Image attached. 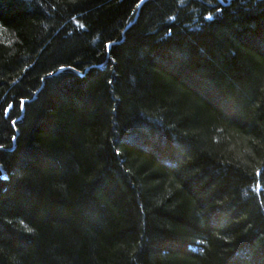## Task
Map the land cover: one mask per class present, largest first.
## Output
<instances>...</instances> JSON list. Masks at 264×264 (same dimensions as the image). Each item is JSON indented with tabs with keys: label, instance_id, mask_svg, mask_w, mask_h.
<instances>
[{
	"label": "trees",
	"instance_id": "obj_1",
	"mask_svg": "<svg viewBox=\"0 0 264 264\" xmlns=\"http://www.w3.org/2000/svg\"><path fill=\"white\" fill-rule=\"evenodd\" d=\"M0 264H264V0H0Z\"/></svg>",
	"mask_w": 264,
	"mask_h": 264
},
{
	"label": "snow or ice",
	"instance_id": "obj_2",
	"mask_svg": "<svg viewBox=\"0 0 264 264\" xmlns=\"http://www.w3.org/2000/svg\"><path fill=\"white\" fill-rule=\"evenodd\" d=\"M23 103V102H22Z\"/></svg>",
	"mask_w": 264,
	"mask_h": 264
}]
</instances>
